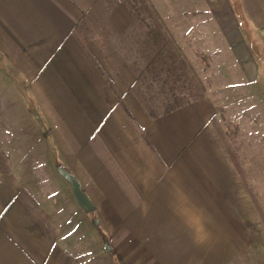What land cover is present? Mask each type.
Listing matches in <instances>:
<instances>
[{
    "label": "crops",
    "instance_id": "0c3cea01",
    "mask_svg": "<svg viewBox=\"0 0 264 264\" xmlns=\"http://www.w3.org/2000/svg\"><path fill=\"white\" fill-rule=\"evenodd\" d=\"M238 1L243 22L234 0H205L214 17L202 31L207 38L215 31L254 80L260 62L242 24L264 55V0ZM84 7L79 0H0V61L27 82L100 224L95 230L84 216L73 227L71 216L88 212L75 210L70 184L67 203L42 202L35 170L32 177L25 171L28 154L41 149L15 150L1 135L0 264H264V224L211 126L216 100L199 96L159 111L173 102L156 82L177 70L166 43L140 33L136 48L116 45L108 56L106 44L97 49L74 32ZM178 23L189 20L168 21Z\"/></svg>",
    "mask_w": 264,
    "mask_h": 264
},
{
    "label": "rangeland",
    "instance_id": "374dc122",
    "mask_svg": "<svg viewBox=\"0 0 264 264\" xmlns=\"http://www.w3.org/2000/svg\"><path fill=\"white\" fill-rule=\"evenodd\" d=\"M152 1L167 24L171 18L173 20H189V24L168 25L177 37V32L184 34L181 36L183 40L176 39L206 86L204 96L208 95L214 101L216 100L218 106L217 121H212V129L228 160L234 166L236 175L250 194L252 204L256 208L255 198L261 197L260 204L262 205L264 195V72H257L259 76L250 80L248 74L242 71V66L237 65L236 58L228 52L225 41L220 40L217 43L214 40L216 32H210L214 24L208 26L210 36L207 38L206 31L202 30L207 25L206 20L209 21L214 15L209 8H205V0ZM79 2L85 7L76 11L78 34L84 38L86 43L89 40L94 42L97 49L101 43L106 44L108 56L113 54L116 45H120L124 51H131L132 44L136 48L137 41H140L137 34L150 32L156 35L159 33V30H154L153 27L156 25L155 17L151 15L150 10H147L141 0H134L135 4L132 9L135 14L121 0H88L89 6L84 0H79ZM193 19L196 21L195 24L191 23ZM244 32L246 33L245 30ZM127 34L129 35L127 36ZM155 40L159 44L166 43L160 34L155 36ZM253 43L256 45V41ZM161 46L169 49L168 43ZM6 64L8 63L4 64L0 61V147L4 144L2 136L6 138L10 136L11 146L15 150L26 148L29 152V149L35 146L37 149H41L40 153L31 152L28 154L25 165L26 174L31 175L28 177H32L30 170H35L38 176L36 191H38L42 202L49 204L56 201L62 206L61 200L63 199L64 204L67 203V197H70L71 191L68 181L57 172L55 166L57 163L66 165L67 154L62 153L61 150L58 153L57 144L60 141H57L56 137L48 135L50 126L47 118L36 102L31 89L28 88L27 82L18 76L12 66ZM176 68V71L170 73V80L169 76L161 73L160 80L156 82V85L159 84V89L163 90L164 97L166 99L170 97L173 102L168 105L166 102L161 106L162 108H159V111L176 107L179 105L178 103L195 100L202 95L198 86L196 85V87L193 81L186 77L184 71L179 69L177 62ZM140 83L139 80L133 84V92L141 89ZM24 130L33 131V136L21 137V133L25 134ZM48 148H51L52 151H48ZM49 152H51L48 154L50 156V171L45 166L46 153ZM42 157L43 159L40 160ZM1 160H3L2 157ZM28 184L30 185V183ZM30 187L35 191L34 185H30ZM54 193L58 194L54 195ZM77 207L79 205L75 200V210ZM256 211L258 212L257 208ZM84 216L87 218L85 225L91 224L92 228H95V221L98 220L95 210L88 213L81 211L72 215L73 227L80 224V220H83ZM257 219L258 223L264 224L262 216H257ZM98 224L100 223L98 222L96 225ZM95 230L97 229L95 228ZM251 251L252 254L256 252L255 249H251Z\"/></svg>",
    "mask_w": 264,
    "mask_h": 264
},
{
    "label": "trees",
    "instance_id": "16d2710c",
    "mask_svg": "<svg viewBox=\"0 0 264 264\" xmlns=\"http://www.w3.org/2000/svg\"><path fill=\"white\" fill-rule=\"evenodd\" d=\"M141 1L144 4V6L147 8V10L148 9L150 10L151 15L153 17H155V19H156V25L155 26L157 28L155 26H153L154 30L158 29L159 33H156V34L157 35L160 34L161 38H163L165 40V42L168 43L171 53L173 54V56L177 60V64L179 66V69L181 71L182 70L184 71L186 77L189 78L190 80H192L193 83L195 84V86L196 85L198 86L199 90H201V93H202L201 96H204L205 92H206V86L201 81L200 77L198 76V74L194 68V65L191 63L187 54L183 50V47L181 46V44L176 39V37L173 34L170 26L167 24L164 17L160 14L158 9L156 8L155 3L152 0H141ZM121 2L125 3L129 7V9L132 11V13L135 14L133 9H132V6L135 4L134 0H130V2H129V0H121ZM234 3L236 5V10H237L238 14L240 15V18L243 22V18H242L243 16L240 12V7H241L240 3L238 0H234ZM242 28H244V30L246 31V35L248 37L251 50L256 55V57H258V60L260 62V66H261V72H264V68H263V66H264V55H263V49L261 46V42L257 40L256 33L252 29H250V27L248 25H246V23L242 24ZM74 32L76 35H78L82 39V42H86V41H83L84 38L78 34L77 25L75 27ZM254 41H256V45H255V43H253ZM217 116H214L212 118V121L216 120ZM260 200H261V197H258L257 199L255 198L254 203H255V206H256L260 216H262V218L264 219V195H263V204L262 205L260 204ZM251 253H252V251H251Z\"/></svg>",
    "mask_w": 264,
    "mask_h": 264
},
{
    "label": "water",
    "instance_id": "95a60500",
    "mask_svg": "<svg viewBox=\"0 0 264 264\" xmlns=\"http://www.w3.org/2000/svg\"><path fill=\"white\" fill-rule=\"evenodd\" d=\"M59 173L69 182L72 194L74 195L78 205L86 212L93 211L95 204L86 190L83 188L81 181L75 173L70 171L67 167L57 165ZM98 220L95 221V224Z\"/></svg>",
    "mask_w": 264,
    "mask_h": 264
}]
</instances>
